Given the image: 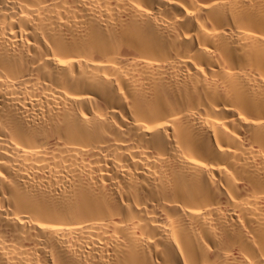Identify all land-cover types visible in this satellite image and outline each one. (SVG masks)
<instances>
[{"label":"bare ground","instance_id":"obj_1","mask_svg":"<svg viewBox=\"0 0 264 264\" xmlns=\"http://www.w3.org/2000/svg\"><path fill=\"white\" fill-rule=\"evenodd\" d=\"M0 264H264V0H0Z\"/></svg>","mask_w":264,"mask_h":264}]
</instances>
